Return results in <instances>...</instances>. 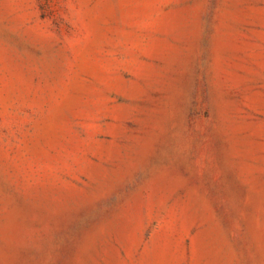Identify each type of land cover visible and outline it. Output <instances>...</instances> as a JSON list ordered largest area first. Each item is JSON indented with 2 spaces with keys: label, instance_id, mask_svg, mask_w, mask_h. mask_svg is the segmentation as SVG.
I'll return each instance as SVG.
<instances>
[{
  "label": "rangeland",
  "instance_id": "1",
  "mask_svg": "<svg viewBox=\"0 0 264 264\" xmlns=\"http://www.w3.org/2000/svg\"><path fill=\"white\" fill-rule=\"evenodd\" d=\"M0 264H264V0H0Z\"/></svg>",
  "mask_w": 264,
  "mask_h": 264
}]
</instances>
